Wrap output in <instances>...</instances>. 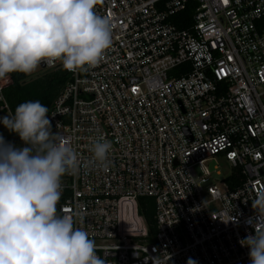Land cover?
Masks as SVG:
<instances>
[{
	"label": "built area",
	"instance_id": "2783aa9c",
	"mask_svg": "<svg viewBox=\"0 0 264 264\" xmlns=\"http://www.w3.org/2000/svg\"><path fill=\"white\" fill-rule=\"evenodd\" d=\"M96 11L112 46L94 69L67 71L49 109L80 161L58 214L106 264H250L239 240L264 190V0H99ZM101 136L106 167L91 151ZM217 158L228 174L210 170ZM141 197L154 199L151 224Z\"/></svg>",
	"mask_w": 264,
	"mask_h": 264
},
{
	"label": "clouds",
	"instance_id": "9594fccd",
	"mask_svg": "<svg viewBox=\"0 0 264 264\" xmlns=\"http://www.w3.org/2000/svg\"><path fill=\"white\" fill-rule=\"evenodd\" d=\"M98 3L0 0V80L57 61L69 72L94 69L113 43L112 22L98 14ZM0 124L24 145L0 134V264H106L88 233L58 214L62 178L76 174L80 161L52 131L49 108L28 100L13 115L0 116ZM111 149L101 136L91 148L94 162L106 167ZM252 208L247 223L254 233L239 243L249 249L250 264H264V190L256 192Z\"/></svg>",
	"mask_w": 264,
	"mask_h": 264
},
{
	"label": "trees",
	"instance_id": "16d2710c",
	"mask_svg": "<svg viewBox=\"0 0 264 264\" xmlns=\"http://www.w3.org/2000/svg\"><path fill=\"white\" fill-rule=\"evenodd\" d=\"M68 79L69 74L66 70L51 69L34 77L23 73H13L9 78L0 80V84L9 110L13 115L15 108L28 100H39L50 109ZM140 212L151 224L154 215V199L152 197L140 198Z\"/></svg>",
	"mask_w": 264,
	"mask_h": 264
},
{
	"label": "rangeland",
	"instance_id": "374dc122",
	"mask_svg": "<svg viewBox=\"0 0 264 264\" xmlns=\"http://www.w3.org/2000/svg\"><path fill=\"white\" fill-rule=\"evenodd\" d=\"M43 71L44 69H42L41 67H38V69L35 72H33L31 75H28V76L34 77L42 73ZM1 105L2 104H0V107ZM5 115H9V116L12 115L9 109L0 110V116H5ZM0 134H3L6 141L15 144L17 147L24 146L19 136L15 133H10L2 124H0ZM207 165L210 168V170L214 172L216 171L215 166H219L218 170L221 172V175L228 174L230 172V167L227 165L226 161H224L223 159L217 158L215 160H211L207 163Z\"/></svg>",
	"mask_w": 264,
	"mask_h": 264
}]
</instances>
